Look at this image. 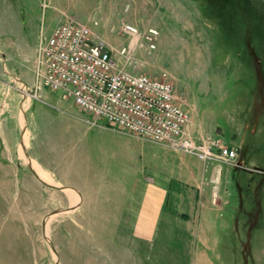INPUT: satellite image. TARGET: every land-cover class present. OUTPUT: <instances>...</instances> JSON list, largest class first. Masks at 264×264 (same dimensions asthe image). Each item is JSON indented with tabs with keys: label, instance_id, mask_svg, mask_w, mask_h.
Segmentation results:
<instances>
[{
	"label": "rangeland",
	"instance_id": "obj_1",
	"mask_svg": "<svg viewBox=\"0 0 264 264\" xmlns=\"http://www.w3.org/2000/svg\"><path fill=\"white\" fill-rule=\"evenodd\" d=\"M68 20L85 23L114 51L130 46L131 71L169 80L194 141L218 137L243 159L253 157L257 165L244 161L247 167L264 171V0H0V264H264L262 174L224 165L236 183L219 187L217 181L209 192L216 237L194 231L191 240L155 238L141 242L144 247L133 240L130 223L105 220L94 203L81 206L79 192L30 160L24 148L29 104L39 96L36 105L52 112L49 99L62 97L35 90L38 42ZM124 24L140 35L155 29L156 49L125 34ZM96 121L89 155H128L115 151L98 132L105 121ZM256 127L261 130L252 137ZM107 204L116 206L108 214L122 212L118 201ZM136 249L151 256L143 263Z\"/></svg>",
	"mask_w": 264,
	"mask_h": 264
},
{
	"label": "crops",
	"instance_id": "obj_2",
	"mask_svg": "<svg viewBox=\"0 0 264 264\" xmlns=\"http://www.w3.org/2000/svg\"><path fill=\"white\" fill-rule=\"evenodd\" d=\"M58 93L62 97L49 99L48 107L54 109L53 113L41 103L36 105L34 100L39 96L29 104L31 111L25 125L29 137L24 148L30 160L56 177L62 187L79 192L81 206L94 203L102 208L105 220L113 217L114 223H130L133 240L140 243L155 238L216 237L212 233L219 232V223L212 217L214 209L209 192L217 181L221 183L219 187L224 182L236 183L224 168L226 164L202 163L193 156L114 133L105 124L98 132L107 134V142L115 151L128 155H89L92 127L98 121L89 120L90 115L75 106L70 97ZM260 130L254 128L252 137ZM238 160L257 165L253 164L252 156L243 159L238 153ZM117 184L119 190L110 192L108 186ZM115 201L121 203L122 212L108 214V208L116 206L107 203ZM136 255L141 256L143 263L147 260L145 255L151 256L150 252L141 253L137 249Z\"/></svg>",
	"mask_w": 264,
	"mask_h": 264
},
{
	"label": "built area",
	"instance_id": "obj_3",
	"mask_svg": "<svg viewBox=\"0 0 264 264\" xmlns=\"http://www.w3.org/2000/svg\"><path fill=\"white\" fill-rule=\"evenodd\" d=\"M121 30L141 36L149 51L156 49L155 29L140 35L132 25L124 24ZM132 61L130 46L114 51L96 40L85 23L60 22L38 42L35 90L61 92L94 121L104 120L112 131L161 144L202 163L238 165L237 150L220 138L194 141L187 132L189 114L176 102L172 83L131 71Z\"/></svg>",
	"mask_w": 264,
	"mask_h": 264
},
{
	"label": "water",
	"instance_id": "obj_4",
	"mask_svg": "<svg viewBox=\"0 0 264 264\" xmlns=\"http://www.w3.org/2000/svg\"><path fill=\"white\" fill-rule=\"evenodd\" d=\"M242 165V163L239 161L238 162V166H241ZM246 171H249V172H258V173H262L263 175H264V171H261V170H259V169H246ZM39 179V178H38ZM39 181H41L42 183H44L41 179H39ZM46 185L47 186H49V187H52V188H58V186H55V185H50V184H47L46 183ZM54 251V250H53Z\"/></svg>",
	"mask_w": 264,
	"mask_h": 264
},
{
	"label": "bare ground",
	"instance_id": "obj_5",
	"mask_svg": "<svg viewBox=\"0 0 264 264\" xmlns=\"http://www.w3.org/2000/svg\"><path fill=\"white\" fill-rule=\"evenodd\" d=\"M26 134H27V133H26ZM25 138H26V139H25V141H26L27 138H28V135H26ZM39 170H40V169H39ZM39 172H40L41 176H42L45 180H48L46 174L44 173L45 171L43 172V171L40 170ZM42 177H41V178H42Z\"/></svg>",
	"mask_w": 264,
	"mask_h": 264
},
{
	"label": "flooded vegetation",
	"instance_id": "obj_6",
	"mask_svg": "<svg viewBox=\"0 0 264 264\" xmlns=\"http://www.w3.org/2000/svg\"><path fill=\"white\" fill-rule=\"evenodd\" d=\"M251 175H253L252 173H250Z\"/></svg>",
	"mask_w": 264,
	"mask_h": 264
}]
</instances>
